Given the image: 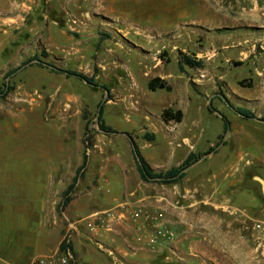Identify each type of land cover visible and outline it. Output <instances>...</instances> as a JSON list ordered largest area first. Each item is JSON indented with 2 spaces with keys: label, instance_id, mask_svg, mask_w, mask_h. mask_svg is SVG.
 I'll use <instances>...</instances> for the list:
<instances>
[{
  "label": "rangeland",
  "instance_id": "obj_1",
  "mask_svg": "<svg viewBox=\"0 0 264 264\" xmlns=\"http://www.w3.org/2000/svg\"><path fill=\"white\" fill-rule=\"evenodd\" d=\"M67 1H77L82 6L91 2ZM95 1L99 5V0ZM152 1H143L144 11L152 9ZM210 1L215 16L235 12L246 21L247 42L242 47L252 53L248 60L241 61L237 54L224 50L236 40L229 37L233 35L231 28H221L224 25L217 21L211 33L197 30L183 10L164 24L154 17L156 13L149 22L143 21L140 28L146 42L140 43L121 37L122 27L134 32L131 26L137 20L115 7L121 21L109 27L100 24L97 31L104 37L101 44H96L99 38L71 39L70 35L77 32L70 31L69 36L47 38L53 53L46 38L13 27L9 32L1 28L0 87L6 83L8 71L36 58L41 62H29L11 76L14 90L6 99H0V204L33 201L35 191L49 185L52 174L51 207L44 215L47 225H51L52 244L59 237L63 240L69 231L74 249L76 232L86 233L85 223L92 214L81 215L78 211L94 207L114 215L107 233L122 224L148 237L159 224L174 231L176 237L171 243L154 248L144 243L157 264L166 256L173 260L165 264H264V257L255 249L252 229L254 220L264 221V188L258 181L264 180V123L242 117L235 110L243 107L260 118L264 103L240 104L216 78V67H225L223 79L231 91L242 98H255L259 89L256 85L260 83L264 88V75L255 70H263V61L258 58L264 51L259 42H254L261 29L248 17L253 0ZM181 2L187 10L190 0ZM220 5L228 11L221 10ZM73 20L71 23L76 25ZM110 36L129 52L125 49L114 53ZM84 40L92 46L78 55L58 50ZM197 52L202 54L200 61L207 63V69L184 65L182 73L179 59ZM224 56L232 59L227 61ZM45 63L94 76L110 92L106 94L102 87L55 73ZM155 77L167 81L171 91L149 90L148 83ZM216 93L226 95L233 107ZM211 97L212 106L220 114L209 109ZM103 101L104 122L116 133H105L99 127L100 121L96 122ZM167 108H183L182 121L165 122L162 113ZM223 116L230 121L224 142ZM120 132L134 139L155 171L179 166L191 152L201 154L213 146L217 150L200 159L175 184L145 182L137 169L129 137ZM147 135H153L154 140ZM86 138L92 142L88 149ZM85 154L87 165L80 172L82 177L71 194V204L63 207L64 193ZM195 208L196 212H192ZM136 212L140 215L136 216ZM59 227L61 232L56 234ZM190 228H197L195 238ZM209 230H213L212 235ZM98 238L89 232L85 239L88 247L98 254L109 253L111 247L96 244ZM102 255L100 264H106L102 261L106 254ZM81 256L88 260L87 255ZM75 264L86 263L76 258Z\"/></svg>",
  "mask_w": 264,
  "mask_h": 264
},
{
  "label": "crops",
  "instance_id": "obj_2",
  "mask_svg": "<svg viewBox=\"0 0 264 264\" xmlns=\"http://www.w3.org/2000/svg\"><path fill=\"white\" fill-rule=\"evenodd\" d=\"M143 1L145 0H99L98 5V2L91 0L90 3L82 6L77 1L69 2L67 0H0V30L2 28L4 32H9L10 27H13L19 30V32H32L33 36L37 35L46 38L47 47L53 53L54 47L48 43L47 38L69 36L68 33L70 31L77 32L70 35L71 39L73 36L78 38L80 36L89 37L92 41L99 38L96 44H101L100 42H102L104 37L97 31L100 24L109 27L111 23H120L121 21L120 17L116 16L117 11L115 7L120 8L122 12L128 13V15H132V19L137 20L133 23L134 26H131L134 27V32H132L131 28L125 29L122 27L120 30L122 32L121 37L123 36L132 42L136 41L140 43L146 42L143 39L142 29L140 28L144 24L143 21L149 22L150 17H153L156 13L158 16L154 17L159 18L158 21L164 24L175 19L173 17L175 12L178 13L180 10H183L189 16V21L196 24L195 28L197 30L211 33L213 23L217 21H220L224 25L221 28H231L230 30H232L233 35H229V37H235L236 40L227 44L224 50L237 54L241 61L248 60L252 54L251 52L246 53L244 47H242L247 42L246 29H244L246 21L244 18H239V13L235 14V12H232L229 15L227 13L217 17L214 15L213 4L210 0H190L187 10L181 0H156V2L154 0L152 1V9L146 12L142 7ZM251 4L252 7L250 8L248 17L253 20L257 28L261 29L258 35L254 36V42H259L260 48L264 51V0H253ZM220 8L221 10L225 9L228 11L223 5H220ZM242 11H245V8H242ZM50 15H54L56 18H50ZM234 15H237L236 18H234ZM72 18L75 19L73 21L76 25L71 23ZM88 18H92V20ZM248 22L250 23V21ZM109 38H111L110 42L114 43V47L112 48L114 53L125 49L129 52L122 42L114 41L116 37L110 36L108 40ZM86 44L88 46H85ZM91 46L89 42L86 43L84 40L69 46H61L58 50L78 55L83 51L85 52L86 48H91ZM201 55L197 52L193 56L197 60H201ZM230 57H225V60L230 61L232 59ZM258 59L263 61V70L260 71L257 68L255 70L257 74L259 73L263 76L264 53H261ZM203 64L204 67L205 64L207 65V63ZM204 67L199 69H207ZM216 69H218L217 72L219 73L216 75V78L222 85V89L229 90L240 104L245 103L250 105L257 102L260 105L264 103V88L260 86V83L256 85L259 89L255 98H242L234 94L223 79L225 67L219 66ZM178 110L183 112V116L185 115L183 108H179ZM52 182L53 175L51 174L50 184L45 185L42 190L38 188L34 193L33 201L29 200L22 203L14 201L13 203L0 204V264H32L35 258L59 249L62 239L59 237L56 243L52 244V232H49L51 225L48 226L47 221L44 219V215L51 207ZM25 191L27 192V189ZM100 211L102 210L94 207L88 210L83 208L78 211L80 212L78 214L90 215L92 213L91 216H93L101 213ZM192 212H196V208ZM189 230H191L190 235L195 238L197 228H190ZM55 231L56 234H60V227L56 228ZM85 231L86 233H82L78 230L74 236L73 251L77 261L81 263L100 264V258L104 256L102 254H106L105 259L102 260L106 264H157V262L153 261L154 256L144 247V243L148 244L149 237L138 234L134 228L124 226L123 224L116 225L112 232L99 234L96 244L102 246V243H104L107 247H111L109 253L103 252L100 253L101 255L93 251L90 246L88 247L89 242L85 241V239L88 238L89 232L87 229ZM209 231L212 235L213 230ZM133 233L135 235L131 239ZM179 241L178 239L177 242ZM131 246L133 247L132 249H130ZM82 254L87 255L88 260L83 258ZM171 260H173L172 257L166 256L164 262L162 260L160 264H165V262L170 263Z\"/></svg>",
  "mask_w": 264,
  "mask_h": 264
},
{
  "label": "trees",
  "instance_id": "obj_3",
  "mask_svg": "<svg viewBox=\"0 0 264 264\" xmlns=\"http://www.w3.org/2000/svg\"><path fill=\"white\" fill-rule=\"evenodd\" d=\"M36 59H38V58H36ZM29 62L30 61L24 62L21 65V67L23 65L29 63ZM178 63H179V69L181 72H185L184 71V65H186L192 69L193 68L199 69V68L204 67L203 62H201L200 60H197L194 56H189V55H182V57L179 59ZM21 67H17L15 69L8 71L6 74V77H10L14 73H16L18 70H20ZM57 68H58L57 70L52 69V71L55 73H58V74H65L68 77H75V78H78L82 81L88 80L90 83L95 84L96 87H102L105 90H107L108 92H110L109 87L107 85L100 84L94 76L89 77V76L85 75L84 73L79 72L77 70L63 69V68H59V67H57ZM239 84L241 86H243L244 81H241ZM148 89L151 91H156V90L160 89V90H166V91L170 92L171 86L164 79H162L160 77H155L149 81ZM13 90H14L13 85H9L7 87V83H5L2 87H0V99H6L8 97V95ZM216 94L220 95L222 97V99L224 101H226V103L231 104L229 102V100L227 99L226 95L218 94V93H216ZM230 106L233 107L232 104ZM100 107H101L100 123H99L100 129L107 134L116 133V131L113 128L107 126L104 122V119H103L104 103L101 102L99 104V108ZM209 109L212 112L216 111L213 106L212 107L209 106ZM235 110H236V112L244 114L246 116L245 118H248V119L257 118L255 113L249 109H246L243 107H236ZM162 115H163V119L165 122L176 121V122L180 123L183 119V112L181 110L174 111L172 108L165 109L163 111ZM223 119H224L223 128H224V133L226 134L230 130V121L225 116H223ZM260 119L264 121V115L262 117H260ZM146 138H148L149 140H154L153 135H147ZM129 143L131 145L133 156H134V158L136 160V164H137V169L140 173L142 180H144L145 182H150V181H154V180H150L149 178H159V180L165 184H175V183L179 182L180 180H182L187 174L186 172H183L184 169L188 168L192 164L197 163L204 155H210V154L214 153L216 150V147H217V146L216 147H214V146L210 147L206 152L201 153V154H196L194 152H191V153H189V155L185 158V160L179 166L172 167V168L168 169L167 171H155L151 167V165L147 162V160L144 158V156L141 154L137 143L134 141V139L132 137H129ZM84 144L86 145V149H88L92 146V142L89 143V140L87 138L85 139ZM135 152L139 156V158L143 164V167L139 164V161L137 159ZM87 161H88V157H87V154H85L84 158H83L82 165L77 169L76 174L74 175L71 184L68 186L67 190L64 193V197H63V201H62L63 207H67L71 203V201H72L71 194L73 193L78 181L82 177L80 172L85 169V167L87 165ZM71 248L73 250V246H71ZM65 249H66V244L62 242L60 245V251L63 252V251H65Z\"/></svg>",
  "mask_w": 264,
  "mask_h": 264
},
{
  "label": "built area",
  "instance_id": "obj_4",
  "mask_svg": "<svg viewBox=\"0 0 264 264\" xmlns=\"http://www.w3.org/2000/svg\"><path fill=\"white\" fill-rule=\"evenodd\" d=\"M140 212H136V216H139ZM114 215L108 211L97 213L88 218V222L85 223L86 229L94 236H98L103 232H108L111 229V221ZM76 230L75 227H72ZM254 233V244L257 253L264 257V221H253L252 225ZM72 230V229H70ZM176 233L158 225L153 234L148 238V244L153 248L156 246H162L163 243H171L174 241ZM163 241V242H162ZM66 244L65 251L57 250L51 254L37 257L33 260L32 264H75L76 258L74 251L72 250V233H66L62 240Z\"/></svg>",
  "mask_w": 264,
  "mask_h": 264
},
{
  "label": "water",
  "instance_id": "obj_5",
  "mask_svg": "<svg viewBox=\"0 0 264 264\" xmlns=\"http://www.w3.org/2000/svg\"><path fill=\"white\" fill-rule=\"evenodd\" d=\"M32 62H41V60H38V59H35V60H33ZM32 62H30V63H32ZM29 63H27V64H25V65H23L20 69H23L24 67H26L27 65H28ZM45 65H47L49 68H51V69H53V70H57L58 68L56 67V66H54V65H52V64H49V63H45ZM15 74V73H14ZM13 74V75H14ZM13 75H11V76H13ZM10 76V77H11ZM10 77H7V81H6V83H7V87L10 85ZM84 82L85 83H87L88 85H90V86H96L95 84H92V83H90L88 80H84ZM106 94H108V91L106 90ZM102 103H104V101L102 102ZM209 106L210 107H212V97L209 99ZM216 112V111H215ZM216 113H218V114H220L219 112H216ZM240 116H242V117H246L244 114H242V113H239V112H237ZM100 114H101V107L99 108V112H98V114H97V117H96V122L97 123H99V121H100ZM253 120H256V121H260V122H263L264 123V121L263 120H261L260 118H253ZM230 131V130H229ZM229 131L225 134V136H224V139H223V142L226 140V138H227V136H228V133H229ZM122 134H124V135H126L127 137H130V135L128 134V133H122ZM223 142L221 143V145L223 144ZM216 150H217V147H216ZM215 150V151H216ZM136 153V152H135ZM136 156H137V159H138V161H139V164L143 167V164H142V162H141V160H140V158H139V156L137 155V153H136ZM208 155H204L201 159H203V158H205V157H207ZM200 161V160H199ZM198 161V162H199ZM197 162V163H198ZM196 164V163H195ZM195 164H192L191 166H189L188 168H186V169H184L183 170V172H187L190 168H192ZM150 180H159V178H149ZM258 181H260V183H261V185H262V187L264 188V180H262L261 178H258Z\"/></svg>",
  "mask_w": 264,
  "mask_h": 264
}]
</instances>
